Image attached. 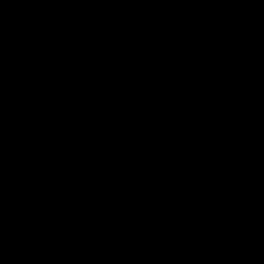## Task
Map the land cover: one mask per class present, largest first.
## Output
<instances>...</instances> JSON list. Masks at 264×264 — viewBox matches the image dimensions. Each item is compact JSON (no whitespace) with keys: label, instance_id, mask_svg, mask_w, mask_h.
I'll return each mask as SVG.
<instances>
[{"label":"water","instance_id":"water-1","mask_svg":"<svg viewBox=\"0 0 264 264\" xmlns=\"http://www.w3.org/2000/svg\"><path fill=\"white\" fill-rule=\"evenodd\" d=\"M0 264H264V0H0Z\"/></svg>","mask_w":264,"mask_h":264}]
</instances>
